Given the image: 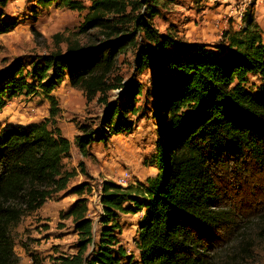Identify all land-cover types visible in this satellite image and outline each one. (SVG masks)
Here are the masks:
<instances>
[{
	"label": "trees",
	"instance_id": "obj_1",
	"mask_svg": "<svg viewBox=\"0 0 264 264\" xmlns=\"http://www.w3.org/2000/svg\"><path fill=\"white\" fill-rule=\"evenodd\" d=\"M8 2L0 0V8ZM27 2L42 9L57 4L87 10L82 31L97 28L106 43L81 46L65 40L64 52L39 56L28 71L20 59L0 70V111L7 100L37 89L49 101L43 121L0 129V264H16L11 228L75 176L63 162L70 142L55 125L58 106L51 92L66 79L87 102L96 98L104 105L99 130L81 125L74 136L86 156L94 141H107L134 125L139 84L124 86L112 74L117 54L130 49L137 50L139 74L156 67L159 134L152 161L157 172L135 185L102 182L97 235L87 215V185L70 188L77 198L61 215L73 224L75 251H55L48 259L50 264H121L126 250L117 238L119 215L143 210L135 239L137 264H212L211 243L239 225L223 200V177L229 174L241 188L264 195V43L251 8L237 30L223 31L219 46L160 33L152 20L164 0H88L87 6L81 0ZM10 26L5 22L1 31ZM53 38L59 42L60 35ZM115 89L120 91L109 102L108 92ZM255 215L264 228V202ZM31 264L45 260L33 254Z\"/></svg>",
	"mask_w": 264,
	"mask_h": 264
},
{
	"label": "rangeland",
	"instance_id": "obj_2",
	"mask_svg": "<svg viewBox=\"0 0 264 264\" xmlns=\"http://www.w3.org/2000/svg\"><path fill=\"white\" fill-rule=\"evenodd\" d=\"M81 1L88 5V0ZM164 2V8L152 20L154 27L162 34L183 42L223 46V31L229 28L237 30L243 12L251 8L264 43V0ZM86 13L87 10H70L57 4L42 9L35 8L34 3L27 0H9L4 8H0V70L20 59L28 71L39 56L56 49L64 52L65 40L78 42L81 46L106 43L97 28L82 31ZM5 22L11 26L1 31ZM54 34L60 35L59 42L53 38ZM149 49L152 52L151 47ZM136 56V49L117 54L112 72L124 86L132 81L139 84L141 94L137 106L140 109L134 117V125L130 131L110 136L107 141H94L86 156L80 155L73 142L74 136L80 134L81 125L99 130L98 121L103 115L104 105L98 103L96 98L87 102L82 91L70 86L66 79L51 92L58 106L55 125L70 142L69 155L64 157L63 162L68 171H74L75 176L65 190L48 198L36 211L23 215L18 224L11 228L9 236L16 264H31L33 254L44 258L45 264H50L48 257L54 255L55 251H75L77 235L73 224L61 215L77 198L70 188L79 184L87 185V215L92 218L97 235L100 228L97 220L101 212L102 182L117 184L116 179L128 172L130 177L126 185H135L144 183L147 177L156 174L152 161L159 134L158 120L154 116L159 103L155 96L156 67L150 66L139 74L135 69ZM250 80L259 84L254 78ZM119 91H109L108 101H113ZM48 113L49 101L37 89L36 94L19 95L6 101L0 111V129L11 124L39 123ZM221 186L224 189L223 200L239 225L225 229L223 236L218 233V239L211 243L208 252L210 261L212 264H264V228L255 215L259 203L264 202V195L250 186L241 188L239 181L230 178L229 174L223 177ZM142 212L119 215L117 238L126 250V257L121 264H137L139 257L135 239ZM241 219L243 221L240 222Z\"/></svg>",
	"mask_w": 264,
	"mask_h": 264
},
{
	"label": "built area",
	"instance_id": "obj_3",
	"mask_svg": "<svg viewBox=\"0 0 264 264\" xmlns=\"http://www.w3.org/2000/svg\"><path fill=\"white\" fill-rule=\"evenodd\" d=\"M129 173L128 172H124L121 176H119L117 179H116V183L119 184V185H126L129 181Z\"/></svg>",
	"mask_w": 264,
	"mask_h": 264
}]
</instances>
